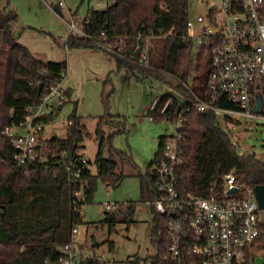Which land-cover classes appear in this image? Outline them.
<instances>
[{
  "label": "trees",
  "instance_id": "1",
  "mask_svg": "<svg viewBox=\"0 0 264 264\" xmlns=\"http://www.w3.org/2000/svg\"><path fill=\"white\" fill-rule=\"evenodd\" d=\"M191 4L192 0H112L105 9H89L83 23L87 34L106 37L104 42L117 45L123 41L126 55L132 53L138 43L143 44L139 35L156 36L148 49V61L154 69L115 57L118 69L127 68L139 80L154 76L170 85L171 90L160 97L163 103L173 99L168 111L173 117L191 105L193 96L190 90L204 96L211 71L210 53L205 54L202 49L195 56L193 41L187 37ZM17 18L14 12L0 11V264H45L47 260L60 264V247L69 241L71 229L84 223L82 208L92 200L97 178L116 186L125 176L118 173V162L114 159L115 153L124 158L123 153L113 150L112 146L109 156L104 153L106 142L112 141L122 130L119 127L106 137L104 127L115 125V117L110 113L99 117L94 133L99 141L94 161L97 174L88 168L89 160L88 164L81 166V181L77 185L70 182L66 173L67 166L83 155L80 150L87 135L83 117L77 115L76 108L69 117L67 135L44 140L50 146L47 161L32 164L16 161V149L6 129L25 123L32 114L31 109L41 104L50 87L64 80L68 68L65 60L39 59L22 45L12 29ZM103 31L105 37H101ZM66 42L71 47L95 46L88 39L73 35H69ZM191 78L193 84L187 87L184 83ZM218 104L235 107L229 102ZM63 105L57 111L38 117L35 123H49ZM164 116H156V121L164 120ZM185 117V164L178 171L179 190L207 196L213 185L223 186V176L231 171H235L240 183L252 187L264 185V162L254 154L237 151L228 133L217 124L215 112H201L194 108L186 112ZM160 147L161 142L151 166L160 155ZM63 151L67 152L66 159L61 158ZM148 186L150 196L154 198L156 191L152 177L148 179ZM76 187L83 188L85 200L75 211L72 201ZM120 210L123 212L124 206L121 205ZM153 211L151 240L156 254L147 262L159 264L168 255V225L172 218L169 214H157L154 207ZM104 221L109 223L110 233L113 232L117 216L108 213ZM109 248L114 250L113 241L109 242ZM87 262L105 264L96 257L87 259ZM127 264H139V260L129 259Z\"/></svg>",
  "mask_w": 264,
  "mask_h": 264
},
{
  "label": "built area",
  "instance_id": "2",
  "mask_svg": "<svg viewBox=\"0 0 264 264\" xmlns=\"http://www.w3.org/2000/svg\"><path fill=\"white\" fill-rule=\"evenodd\" d=\"M57 4L47 3L67 24L69 35L86 38L128 63L154 69L148 61V49L150 40L156 36L139 35L143 44L138 43L133 52L126 55L123 41L117 45L104 42L105 31L101 33L105 38L87 34L83 26L79 27L73 20L66 21L63 13L58 12L57 9L65 7V1L59 0ZM187 29V37L191 34L204 53H210L211 71L204 96L190 90L191 105L182 109L177 117L168 113L172 98L163 103L160 96L156 97L149 108L150 120L156 121V116L163 114L173 128L172 133L161 138V152L151 176L156 196L150 203L157 214H169L172 218L168 225V255L159 264H264V208L259 205L255 187L238 182L235 171L225 174L223 186L213 185L207 196L184 193L177 186L178 171L185 164L186 112L196 108L230 120L240 121L241 117L264 120V0H221L220 6L210 9L206 15H198L194 20L189 17ZM62 82L51 86L41 104L31 109L32 114L20 126L25 127L24 134L14 132V128L20 127L6 129L19 164L47 161L50 146L44 143L45 126L35 120L57 111L67 101ZM260 99L263 104L258 112L256 106ZM219 102H229L235 107ZM61 158H67L66 151ZM88 162L82 155L67 166L66 173L72 184L81 181V166ZM73 193L72 204L76 211L85 195L82 187H76ZM105 208L109 210L112 206L107 204ZM77 233L78 228L74 226L69 241L60 247V264L78 262Z\"/></svg>",
  "mask_w": 264,
  "mask_h": 264
},
{
  "label": "rangeland",
  "instance_id": "3",
  "mask_svg": "<svg viewBox=\"0 0 264 264\" xmlns=\"http://www.w3.org/2000/svg\"><path fill=\"white\" fill-rule=\"evenodd\" d=\"M58 1L0 0V11L7 9L17 14L12 29L18 41L36 57L68 62L62 82L68 99L59 114L44 125L45 137H65L69 117L76 108L77 115L83 116L87 133L80 152L90 160L88 168L96 175L94 161L99 141L94 133L99 117L106 113L115 117V125L104 127L106 137L119 127L122 130L112 141L106 142L104 153L109 156L111 146L123 153L124 158L115 153L114 159L118 162V173L125 176L116 186L97 178L92 200L82 208L84 223L77 227L79 256L76 264H89L87 259L92 257L105 264H127L129 259L149 264L147 259L156 254L151 240L155 213L148 186L153 173L151 162L159 150L161 137L173 132L167 121L150 120L149 108L156 97L170 91L171 87L154 76L139 80L127 68L118 69L115 55L101 46H68L66 41L70 33L67 24L48 6H56ZM64 1L66 5L61 9L64 19L73 20L81 27L89 9H105L112 0ZM220 3L221 0H192L189 16L194 20L198 15H206ZM70 11L76 14L74 18ZM189 37L197 56L203 47L191 34ZM187 84L191 87L193 79ZM217 124L228 133L240 154H254L264 162V120L241 117L236 121L218 115ZM14 132L24 134L26 129L14 128ZM107 204L112 208L107 210ZM121 205L124 206L123 212ZM108 213L117 216L116 228L111 233L109 223L104 221ZM110 241L114 242L113 251L109 248Z\"/></svg>",
  "mask_w": 264,
  "mask_h": 264
},
{
  "label": "water",
  "instance_id": "4",
  "mask_svg": "<svg viewBox=\"0 0 264 264\" xmlns=\"http://www.w3.org/2000/svg\"><path fill=\"white\" fill-rule=\"evenodd\" d=\"M60 14H62V11L60 9H57ZM42 89V85H40V90ZM262 99L259 100L258 105L256 106V111L260 112L262 110ZM255 193L256 198L259 202L260 207L264 208V185H257L255 186ZM235 189L231 190L233 192Z\"/></svg>",
  "mask_w": 264,
  "mask_h": 264
},
{
  "label": "crops",
  "instance_id": "5",
  "mask_svg": "<svg viewBox=\"0 0 264 264\" xmlns=\"http://www.w3.org/2000/svg\"><path fill=\"white\" fill-rule=\"evenodd\" d=\"M58 5V4H57ZM56 5V6H57ZM7 10V9H6ZM70 14H71V17H73L74 18V16L76 15L75 13L73 14V12L72 11H70ZM88 15V14H87ZM87 18V16L84 18V20ZM84 20L83 21H81V23H82V25H81V27L83 26V23H84ZM17 35V34H16ZM68 39V38H67ZM64 61V60H63ZM66 61V60H65ZM68 63V62H67ZM69 92V91H68ZM167 93V92H166ZM70 96V95H69ZM59 112L60 111H58L57 113H56V115H58L59 114ZM83 117V116H82ZM162 138V137H161ZM160 142H161V139H160ZM159 146H160V144H159ZM153 169H154V166H153ZM149 194L151 195V192H149ZM152 199V198H151Z\"/></svg>",
  "mask_w": 264,
  "mask_h": 264
}]
</instances>
